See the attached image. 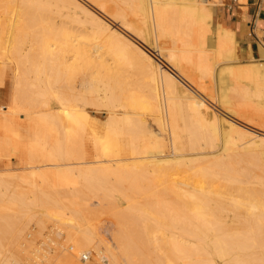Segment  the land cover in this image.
Returning a JSON list of instances; mask_svg holds the SVG:
<instances>
[{"label":"bare ground","instance_id":"6f19581e","mask_svg":"<svg viewBox=\"0 0 264 264\" xmlns=\"http://www.w3.org/2000/svg\"><path fill=\"white\" fill-rule=\"evenodd\" d=\"M85 1L99 12L79 0H0V84L10 75L15 91L9 110L0 106V157L19 153L15 121H28L23 171H0V264H138L144 249V264H264V127L247 116L264 114V61L241 62L235 32L212 25L218 0ZM51 5L68 20H53ZM37 7L51 22L29 18ZM134 68L144 82L131 80ZM213 76L217 92L205 93ZM114 179L150 184L146 207L124 206L142 225V251L99 223L76 233L86 195H112ZM27 224H51L70 244L52 253L54 238L43 239L29 256ZM85 251L93 259L79 260Z\"/></svg>","mask_w":264,"mask_h":264},{"label":"rangeland","instance_id":"374dc122","mask_svg":"<svg viewBox=\"0 0 264 264\" xmlns=\"http://www.w3.org/2000/svg\"><path fill=\"white\" fill-rule=\"evenodd\" d=\"M81 3H85L86 5L88 4L89 6H91L92 7V10H94V11H98V9H96V7L94 6V5H91L90 3H88V1H85V0H79ZM83 1V2H82ZM85 1V2H84ZM223 2L225 3V1L223 0ZM223 3H220L219 5H217L216 6V8L218 7V9L216 10V8H215V11H214V18H213V23H212V25L214 26L216 23H218L219 21H220V13L219 12H221L222 11V9L224 8V5H222ZM58 7L59 6H62V4L60 3V2H58V5H57ZM57 6H49V8H51L52 10H53V8L52 7H54V10L52 11V10H48V7L46 6H44V8L45 9H47L48 11H49V13H48V17H50L49 15H50V12L52 11V13H54V11H55V16H54V14H53V16L51 15V18L53 19V20H55V21H57V19H58V21L59 20H61V18L62 19H64L65 17H64V15L63 14H60V9L59 8H61V10H63L61 13H65L66 12V14L67 13H71L72 12V10H71V8H70V10L68 9V8H63V6L62 7H57ZM34 7V6H33ZM32 7V8H33ZM42 7V6H41ZM36 8V7H35ZM38 9H37V11H38V13L37 12H34V13H37V14H33V13H31L30 15H29V18L30 17H33V20L32 21H35L37 18L39 19V21H41L42 20V22L44 21L43 20V18L44 17H46V12H44L45 11V9L43 8V11H41L42 9L40 8V7H37ZM28 9V8H27ZM41 9V10H40ZM73 9V8H72ZM35 11H36V9H34ZM46 10V11H47ZM29 11H31V8H29ZM33 11V10H32ZM56 11H57V13L58 14H60V15H58L57 13H56ZM42 13V15H44L43 17H41V19L39 18V16L38 17H36L39 13ZM99 12V11H98ZM40 13V14H41ZM46 14V15H45ZM225 14H226V10H225ZM62 15V17H58V16H61ZM10 15H7V17H9ZM58 17V18H57ZM49 19V21L46 19V18H44L46 21H48V22H51V20L52 19ZM32 19V18H31ZM38 19L35 21V22H38ZM65 19H67L68 20V18H65ZM64 19V20H65ZM218 20V21H217ZM45 21V22H46ZM133 38H134V40H136L138 43H140V44H142L139 40H137V38H135L134 36H132ZM237 37V36H236ZM238 42H239V40H238ZM167 43V44H166ZM166 43H164V44H161V45H163V46H169V42L167 41ZM142 46H145L144 44H142ZM146 47V46H145ZM238 48V47H237ZM152 53H154V59L158 62V63H160L161 65H163L165 68L166 67H168V69L167 70H169V72L170 73H174V75L175 74H177V72L176 71H174L175 69H172L171 68V66L168 64H166L167 62H164L165 60V57H160L157 53V51L156 52H153L152 50H150ZM157 54V55H156ZM237 56H238V49H237ZM162 58H164V59H162ZM238 58H239V56H238ZM240 60V59H239ZM242 62V61H241ZM136 69H139V68H136ZM128 71H127V73L128 72H130L129 71V69H127ZM171 70V71H170ZM131 71L134 73H132L131 75H130V73L128 74V75H130L129 77L131 78V80L132 79H136V81H138L139 80V78H141L140 76H142L143 74L145 75V73H144V71H142L143 73H138V72H134V71H136L135 70V68L134 69H131ZM140 71V70H139ZM135 73L137 74V75H135ZM124 75H127L126 74V72H124L123 73ZM135 76L134 78H133V76ZM144 75L142 76L143 77V82H144V79H145V77H144ZM132 76V77H131ZM137 76H139V77H137ZM10 75H8V76H6L5 77V80H4V82L2 83V84H0V106H2V107H4L3 109H2V111L4 110H6V111H8L9 110V107L11 106V101H9V100H12L13 99V97L12 98H10L11 96H13V95H15V94H13L12 93V91L14 90V85H13V82H11V80H10ZM214 78L213 79H215V76H213ZM137 78H138V80H137ZM142 80H141V82H142ZM140 81V80H139ZM206 82H207V80H205ZM203 82L202 84H203V90L204 89H208L207 91H205L204 90V92L205 93H216L217 92V82H215L216 81V79L215 80H210L211 82H213V83H211V82H209V80H208V82L210 83V84H208V82L206 83V82ZM138 83V82H137ZM140 83V82H139ZM206 83V84H205ZM216 83V84H215ZM142 85H143V83H141ZM208 84V85H207ZM213 84H215L214 86H213ZM205 85V86H204ZM206 85H207V87L208 88H206ZM210 85V86H209ZM209 87H211V88H209ZM212 87H214V89H216L215 90V92H213V88ZM12 88H13V90H12ZM209 90H211V91H209ZM14 93H15V91H13ZM13 94V95H12ZM211 103V102H210ZM215 103H216V105H215ZM212 104V103H211ZM213 107H215L216 109H218V110H220L219 109V105H218V103L217 102H213ZM6 106V107H5ZM8 106V107H7ZM94 108V109H93ZM92 110L91 111H93L94 110V112H91V114L95 117V119H96V122L98 123V125H102L103 124V120H105L106 118V114L105 113H101V111L102 110H104L103 109V107H100V109H98L97 108V106H93L92 108H91ZM97 110L99 111V112H97ZM249 112H250V114H249ZM248 112V114H247V116H249V117H252V118H254L255 120H254V122H256L255 123V125L253 126V124L252 123H249L250 124V126H252V127H260V128H263L264 127V114L262 115L261 114V116L259 115H254V113H251V111H249ZM23 117H25L23 114L22 115H20L19 117H17V122L15 121V126H16V129H17V132L18 131H20V130H18V129H23V127L22 126H24V127H26V125H27V120H25ZM26 118V117H25ZM105 118V119H104ZM257 118V119H256ZM260 118V119H259ZM25 121H24V120ZM151 118H147V124H148V126L149 127H152V128H154L155 130H157L156 128H157V126H156V124H155V122L151 119ZM22 120L24 121V124L25 125H23V122H22ZM20 121H21V123H20ZM19 123H20V125H19ZM263 124V125H262ZM17 126H19V128L17 127ZM154 126V127H153ZM249 126V125H248ZM263 126V127H262ZM21 129V132L19 133L18 132V136L20 135V137H18V136H15L14 138V140L16 141V140H20V142H22V143H24L23 141H24V137L25 136H27L28 135V133H27V135H25L26 134V132H24V131H26L25 130V128H24V131ZM24 132V133H23ZM23 133V134H22ZM21 135H24V136H21ZM0 136H1V133H0ZM27 138V137H26ZM25 138V139H26ZM21 139H23L22 141H21ZM27 140V139H26ZM26 140H25V142H26ZM22 143H21V145L19 144V148H21L18 152L19 153H17L16 155H11V156H9V158L7 159L6 157H0V171H3V170H7V171H9V172H20V169L22 168V161H24V159L25 158H27L26 156H28V153H27V148H25L23 145H22ZM24 145H25V143H24ZM23 147V149H22V147ZM25 149H26V151H25ZM21 150H23L22 152H21ZM93 149H91V148H88V150H86L85 152H87L86 154H87V157L90 155V153H91V155H90V157L92 156V155H94L95 154V152H94V150L92 151ZM21 152V153H20ZM23 152H25V153H23ZM21 154H22V156H21ZM89 154V155H88ZM6 155V154H5ZM19 155V156H18ZM24 155V156H23ZM22 157H23V159H22ZM5 159V160H4ZM90 159V158H89ZM93 159V158H92ZM91 160V159H90ZM204 162H206V161H204ZM239 164H241V165H244V163L242 162V163H239ZM262 165V164H261ZM3 166V167H2ZM238 166V165H237ZM10 169V170H9ZM184 169H186V170H188L187 168H184ZM257 169V173L259 174V177H261V178H263V180H264V177H263V173H261V170H258V167L256 168ZM260 169H262V172L264 171L263 169H264V165L261 167L260 166ZM23 170L21 169V172H22ZM18 172V173H19ZM20 172V173H21ZM188 172H189V170H188ZM260 174L262 175V176H260ZM258 177V178H259ZM261 178H259V180H261L262 181V179ZM148 180V179H147ZM189 180V179H188ZM191 180V179H190ZM257 181H259L258 179H256ZM149 181L150 180H148V183H149ZM138 182L140 183V184H142V190H140V186L138 185V189L140 190L139 192H138V189L136 188L137 187V185L136 184H138ZM142 182V183H141ZM153 181H150V183H152ZM256 182V181H255ZM122 183V184H121ZM264 181H262V187L263 188H261V190H263L264 189ZM4 184V183H3ZM130 184H131V186H132V188H131V186H130ZM257 184H259L258 182H257ZM257 184H256V187L254 186V188H256V189H259L260 187V184H259V186H258V188H257ZM136 187H135V186ZM150 184H147V181H146V179H144V181L143 180H140V181H137L136 183L134 182V184H132L131 182L129 183V179L128 180H124V181H119L118 179H114V180H108V183L105 185V186H107V187H105V186H103V187H105V188H108L109 190H111L112 191V195H110L111 197H113V199L115 200H113L112 198L110 199L109 197V195H105L104 196V192H105V190H103V188H100V187H98V186H96V187H98V188H95V186H94V188L91 190V192L92 193H88L87 195H86V200H87V202H88V205H87V208L88 209H85V208H83V211H79V212H77L76 213V217H77V222H78V227L76 228V233H77V235H80L81 233H82V229H83V226L85 225V220H87L89 223H99L98 224V226H101L100 227V229L102 230L103 229V226H108L109 228H111V229H113L112 231H114L113 233L117 236V238H121V237H123L124 239H126L127 237H131V239H133V241L135 242L134 243V245L136 244V246H138V248L139 247H141V248H139L140 250L142 249V247L144 248V246L142 245L143 244V242H145V237H144V234H143V230H142V225L139 223V222H135V217H134V215H133V213L131 212V211H129V209H125V204H130V203H132L131 205H135V206H137V207H139V205H140V207H142L141 205L142 204H140V202L141 203H143V206H147V205H145V203H147V204H149V202H148V196H147V192H148V190L150 189ZM253 185V184H252ZM255 185V184H254ZM125 186V187H124ZM144 186V187H143ZM137 189V191H136V189ZM97 189V190H96ZM131 189V190H130ZM135 189V190H134ZM99 190H101V192L99 191ZM133 190V191H132ZM96 192V193H95ZM99 192V193H98ZM135 192H137V193H135ZM141 192V194H139ZM95 194V195H94ZM118 195V196H116L115 197V195ZM97 195V196H96ZM114 195V196H113ZM120 195H121V197H120ZM123 195V196H122ZM140 195H142V196H140ZM101 196H103V197H101ZM108 196V197H107ZM127 197V199L129 200H127L126 201V199H125V197ZM101 198L102 199H104L105 198V200H101ZM141 198V199H140ZM89 199V200H88ZM117 199V200H116ZM123 199V200H122ZM124 199H125V201H124ZM96 201V202H95ZM102 203H101V202ZM97 203L96 205H94L93 203ZM98 203H100L99 205H98ZM117 205V206H115V205ZM114 207V208H113ZM113 208V209H112ZM120 210V209H122L121 210V212L118 210V209ZM143 208V207H142ZM115 210H116V212H115ZM123 210L125 211H127V212H124V213H126L125 215H127L128 214V216H125L124 215V213H123ZM132 213V215H131V213ZM121 213V214H120ZM115 214H118V216H120V215H122V217H123V219H121V216L120 217H118L117 215L115 216ZM131 217H130V216ZM132 216L134 217V219L132 218ZM126 217V218H125ZM125 221V222H127V223H123V222ZM122 222V223H121ZM131 222H132V224H131ZM133 222H135L136 224L135 225H137V227L136 226H134L133 225ZM0 223H1V221H0ZM122 225H121V224ZM110 224H111V226H110ZM123 224H126L127 226H128V228L130 227V229H128V228H126L127 226L126 225H123ZM130 224V225H129ZM28 224L26 225V227L27 228H25L26 229V231H25V229H24V231H23V233H22V237H20V240L21 241H26V246H27V249H29V253H28V255L31 253L32 254V252H30V251H34V249H36V247L38 246H40L41 248H42V245L44 246L45 244H46V247L45 248H47L48 247V245L49 244H47V242L49 243L50 241H51V239L52 238H54L53 239V241H51L50 242V245L49 246H51V244L53 245V248H52V246H51V248L53 249H51L50 248V252H52V253H58V251L61 249V247H66L67 245H68V242H69V244H70V241H68V236L67 235H61V236H55V234L57 233V231H55L56 233H54V228H53V226L51 225V224H46V225H44V226H39V225H37V224H34V225H31V226H29V228H28ZM123 226V227H122ZM132 227V228H131ZM53 229V230H52ZM126 229V230H125ZM127 229L128 230H131V231H128L127 232ZM135 229V230H134ZM123 231V233H122V231ZM137 230V231H136ZM136 232V234L134 233V232ZM24 232H25V234H24ZM30 233L28 236L26 235L27 233ZM138 232V233H137ZM51 233H52V235H51ZM105 233H107V232H105ZM133 233V234H132ZM49 234V235H48ZM54 234V235H53ZM126 234V235H125ZM140 236V239H139V236ZM23 235L25 236V238L23 237ZM49 236V238H46V237H48ZM106 235V236H105ZM104 236H105V238L106 239H111L112 238V235L109 233V235H108V233L107 234H105ZM132 235V236H131ZM135 235H137V236H135ZM26 236H27V238H26ZM65 236V237H64ZM111 238H110V237ZM52 237V238H51ZM61 237V238H60ZM23 240H22V239ZM66 238V239H65ZM26 239H28V240H26ZM46 240V241H44V240ZM47 239H50V241H48ZM142 239V240H141ZM112 240H113V238H112ZM27 241H30V243L29 242H27ZM45 243H44V242ZM66 241H68V242H66ZM140 241V242H139ZM143 241V242H142ZM55 244H54V243ZM41 243V244H40ZM137 243H140V244H137ZM146 243V242H145ZM144 243V244H145ZM28 244V245H27ZM65 245V246H64ZM44 248V247H43ZM55 248V249H54ZM57 248V249H56ZM133 249H135V248H132V251H133ZM142 251V250H141ZM144 252L141 254V252L140 253H138L137 255H136V260L138 259V257L140 256H142L141 258H140V261H139V263L138 264H144V262H145V255H147V258H149L148 257V255H150V257L152 258V254L149 252V250H146V249H144L143 250ZM86 252V251H85ZM31 254L29 255V256H31ZM86 254H88L89 255V253L88 252H86ZM145 254V255H144ZM17 255H19L18 257L20 258V255L22 256L20 259H22V260H24L25 259V257H26V255H22V254H17ZM28 255H27V257H28ZM91 255H89V260H91L90 258H92L93 259V257H90ZM27 257H26V259H27ZM144 257V259H142ZM18 258V259H19ZM78 258H79V260H81V257L78 255ZM150 258V259H151ZM97 259H93V260H91V262L93 263H95V262H97L96 264H102L103 262L102 261H100V260H97ZM123 260V264H126L125 263V259H122ZM137 261V262H138ZM105 263L106 262H108L107 260H105L104 261Z\"/></svg>","mask_w":264,"mask_h":264},{"label":"crops","instance_id":"0c3cea01","mask_svg":"<svg viewBox=\"0 0 264 264\" xmlns=\"http://www.w3.org/2000/svg\"><path fill=\"white\" fill-rule=\"evenodd\" d=\"M224 1L218 0L224 5L220 22L235 32L240 61H264V0Z\"/></svg>","mask_w":264,"mask_h":264},{"label":"built area","instance_id":"2783aa9c","mask_svg":"<svg viewBox=\"0 0 264 264\" xmlns=\"http://www.w3.org/2000/svg\"><path fill=\"white\" fill-rule=\"evenodd\" d=\"M54 233H56L55 231H54ZM48 241H50V240H48ZM53 246V245H52ZM51 248V247H50ZM53 248V247H52ZM51 248V249H52ZM89 258V255L87 254V255H85V254H82L81 255V260H83V261H86V259H88Z\"/></svg>","mask_w":264,"mask_h":264}]
</instances>
